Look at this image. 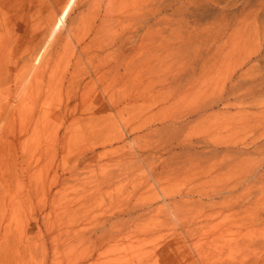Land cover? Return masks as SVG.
I'll use <instances>...</instances> for the list:
<instances>
[{
	"label": "rangeland",
	"instance_id": "obj_1",
	"mask_svg": "<svg viewBox=\"0 0 264 264\" xmlns=\"http://www.w3.org/2000/svg\"><path fill=\"white\" fill-rule=\"evenodd\" d=\"M0 264H264V0H0Z\"/></svg>",
	"mask_w": 264,
	"mask_h": 264
},
{
	"label": "bare ground",
	"instance_id": "obj_2",
	"mask_svg": "<svg viewBox=\"0 0 264 264\" xmlns=\"http://www.w3.org/2000/svg\"><path fill=\"white\" fill-rule=\"evenodd\" d=\"M172 3H174V2H171V3H168L167 5H170V6H173L174 4H172ZM192 139V138H191ZM198 140H201V139H198ZM201 141H203V140H201ZM184 142V141H183ZM182 142V147L181 148H183V150H184V148H186V147H191V146H193V148L196 146V142L194 141V140H189V142L186 144V140H185V143H183ZM206 142V145L208 146L209 144H208V141H205ZM199 143V142H198ZM197 143V144H198ZM205 145V146H206ZM214 146L212 147V148H208L207 150L206 149H204V150H206V152H215V153H217V152H219L220 151V149H219V143L217 144V143H214L213 144ZM181 146V145H180ZM191 149V148H190ZM196 149V148H195ZM198 149V148H197ZM187 150V152H188V149H186ZM185 150V151H186ZM193 150V149H192ZM191 150V151H192ZM184 151V152H185ZM195 151V150H194ZM196 151H198V150H196ZM183 152V151H182ZM190 152V151H189Z\"/></svg>",
	"mask_w": 264,
	"mask_h": 264
}]
</instances>
